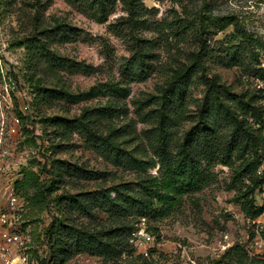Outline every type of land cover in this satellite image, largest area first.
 Wrapping results in <instances>:
<instances>
[{"label":"rangeland","instance_id":"374dc122","mask_svg":"<svg viewBox=\"0 0 264 264\" xmlns=\"http://www.w3.org/2000/svg\"><path fill=\"white\" fill-rule=\"evenodd\" d=\"M144 4L148 10L146 26L136 30L123 22L128 13L121 0L116 1L105 23L91 18L74 0H0V151L10 153L13 178H20L25 169L33 170L41 175L44 189L52 182L57 186V191L47 196L43 210L25 202L20 212L22 249L28 256L25 264L48 262L45 236L52 218L60 216L54 203L57 195L135 183L158 171V166L147 173L113 166L100 154L88 129L103 136L111 133V128L119 129L116 143L133 156L153 162L158 160L155 152L182 149L187 132L197 124L209 78L216 77L233 92L245 94L246 99L264 88L250 73L246 60L230 67L223 60V45L234 28L220 30L218 25L220 18L233 17L241 28L264 42V0H145ZM63 26L73 30L67 37L56 32ZM34 34H40L46 43L38 46L33 59L20 42ZM137 40L151 41L153 56L146 71L137 63L133 76L124 78L121 72L125 64L139 57ZM202 41L208 46L204 63L197 61ZM42 49L67 64L59 66L48 58L38 62ZM261 62L264 68V50ZM76 63L94 69L80 71L72 67ZM187 67L196 74L190 79L185 112L178 121L164 107L163 97L176 70ZM35 82L49 90L46 96H38ZM119 86L128 90L127 97L115 91ZM87 93L92 95L84 100L70 98ZM256 105L264 113V98ZM108 107L115 109L113 117H104ZM98 111L99 115L94 114ZM56 122L67 128L66 138H55L60 133ZM49 137L54 138L56 148L49 149ZM56 159L101 172L103 178L81 180L62 170L53 171L49 166ZM240 163L236 155L234 165L214 166L211 184L184 196L174 211L158 222L137 218L133 234L140 228L148 231L149 226L157 231H148L153 241L145 247L147 256L142 253L145 249L131 240L136 255L142 254L151 264H214L236 245L253 254L251 234L264 231L263 216L252 220L243 212L242 194L249 182L237 177ZM255 202L258 207L264 204V187L256 191ZM70 216L77 228L97 230L116 225L113 218L98 210L89 217ZM126 259L128 255L123 254L117 263L124 264ZM66 264L115 262L83 253Z\"/></svg>","mask_w":264,"mask_h":264},{"label":"trees","instance_id":"16d2710c","mask_svg":"<svg viewBox=\"0 0 264 264\" xmlns=\"http://www.w3.org/2000/svg\"><path fill=\"white\" fill-rule=\"evenodd\" d=\"M74 1L91 18L99 23H105L114 11L117 0ZM121 1L128 13V16L122 19L123 22L136 30L146 26L145 17L148 10L144 4L145 0ZM218 25L220 30L230 26L234 28L222 48L225 55L223 60L226 64L230 67L238 63L242 64L246 60L250 73L264 83V68L261 67V51L264 50V42L258 36L241 28L233 17L220 18ZM69 29L63 26L56 32L57 34L61 32L67 37L72 30ZM40 36V34H34L20 42L28 49L31 57L37 53L39 45L43 46L46 43ZM135 44L139 57L135 56L125 64L121 72L124 78L133 76L137 63L146 71L149 59L153 56L150 52L151 41L137 40ZM39 55L38 62L48 58L51 63L55 62L59 66L67 64L62 58L46 55L43 49ZM207 56V41H202L197 61L204 63ZM72 67L89 73L94 69L82 63L72 64ZM195 74L196 70L190 67L178 68L173 81L165 91L163 105L171 114L178 117V121L185 112L189 82ZM206 85L208 88L197 124L187 132L182 149L176 153L166 149L155 152L157 161L148 162L137 158L116 143L119 129L111 128V133L106 136L99 135L91 128L88 129L100 154L113 166L144 173L158 166V171L156 174H146L135 183H121L110 188L80 194L57 195L54 203L58 207L60 216L52 218L45 236L48 244L47 264H66L75 255L83 253L100 257L106 262H115V264H123L117 261L123 254H127L128 259L123 261L124 264H151L147 258H143L142 254L136 255V248L131 242L133 232L136 230V219L146 220L147 218L148 223H156L167 217L181 203L184 196L200 192L211 184V169L214 166H232L236 155H239L241 160L236 169L237 177L247 179L249 182L242 194L245 199L242 204L243 212L252 220L263 215L264 204L260 207L256 206L255 193L264 187V113L256 105L264 98V88H260L258 94H253L246 99L245 94L233 92L229 87L221 84L216 77L209 78ZM35 87L39 97H44L49 92L39 83L35 82ZM115 91L121 97L128 96V90L125 87L119 86ZM88 95L92 94L87 93L70 98L84 100ZM100 111L94 114L99 115ZM114 111L113 107H108L103 115L113 117ZM102 119L111 121L112 118ZM55 125L57 131H60L57 136L55 134V138L59 136L66 138L67 128L59 122ZM47 141L50 144L49 149L56 148L54 138L49 137ZM49 167L53 171L62 170L81 180L103 178L101 172L89 171L58 159L51 162ZM41 180L39 173L25 169L16 181V187L28 205L39 206L43 210L47 196L50 197L57 191V186L56 182H52L44 189ZM31 190H33L32 193H30ZM93 210L105 212L116 221V225L97 230L84 226L77 228L70 215L77 213L79 216L89 217ZM148 231L155 233L157 229L149 226ZM258 237L264 242V231L259 234L252 233L251 242ZM214 264H264V251L261 254H249L236 245L223 260H217Z\"/></svg>","mask_w":264,"mask_h":264},{"label":"built area","instance_id":"2783aa9c","mask_svg":"<svg viewBox=\"0 0 264 264\" xmlns=\"http://www.w3.org/2000/svg\"><path fill=\"white\" fill-rule=\"evenodd\" d=\"M19 123L20 120L16 118L15 125ZM11 131L15 132V128H12ZM9 157L10 153L7 150L0 151V262L14 264L18 261L25 264L28 261V256L22 249L24 233L19 224V215L25 207V200L16 187V181L19 178H13L10 173L12 164L9 163ZM262 216L264 227V213ZM133 235L132 240L138 248L145 249L147 244L153 241L152 236L145 228H140ZM253 249L254 254L263 253L264 242L259 237L253 241ZM142 253L148 255L146 249Z\"/></svg>","mask_w":264,"mask_h":264}]
</instances>
